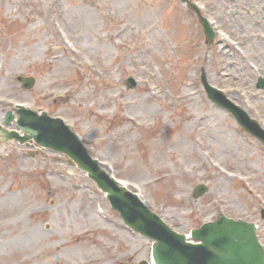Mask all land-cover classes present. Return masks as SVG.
Wrapping results in <instances>:
<instances>
[{
	"label": "rangeland",
	"instance_id": "rangeland-1",
	"mask_svg": "<svg viewBox=\"0 0 264 264\" xmlns=\"http://www.w3.org/2000/svg\"><path fill=\"white\" fill-rule=\"evenodd\" d=\"M191 1L213 43L179 0H0V125L18 129L17 103L61 117L175 231L225 215L264 245V146L201 81L264 127V0ZM151 247L65 154L0 136V264H149Z\"/></svg>",
	"mask_w": 264,
	"mask_h": 264
},
{
	"label": "water",
	"instance_id": "water-1",
	"mask_svg": "<svg viewBox=\"0 0 264 264\" xmlns=\"http://www.w3.org/2000/svg\"><path fill=\"white\" fill-rule=\"evenodd\" d=\"M188 5L191 4L188 2ZM191 6L198 14L205 35L211 39L213 32L207 20L201 17L195 6ZM17 79L25 88L33 84L32 77L18 75ZM202 82L212 101L231 111L237 119L246 122L247 130L264 143V130L257 123L247 118L244 111L233 105L220 91L211 88L204 74ZM134 85L133 79L129 78L128 87L133 88ZM259 86L264 87L262 84ZM17 112V124L24 135L20 136L16 131L7 132L0 126L5 141L15 138L23 143L33 139L39 146L69 156L77 167L86 171L97 187L107 194L112 208L120 212L126 225L154 240V264H264V247L260 244L252 223L221 216L191 230L192 240L188 241L185 234L172 231L155 213L148 210L136 195L118 186L117 182L100 168L98 161L91 158L78 136L60 118L49 117L45 112L38 115L22 106ZM11 119L13 116L8 112L6 123ZM206 189L205 185H198L194 191L195 197Z\"/></svg>",
	"mask_w": 264,
	"mask_h": 264
}]
</instances>
